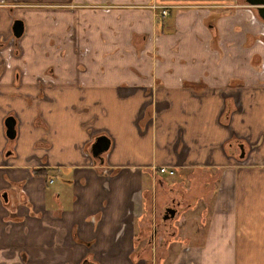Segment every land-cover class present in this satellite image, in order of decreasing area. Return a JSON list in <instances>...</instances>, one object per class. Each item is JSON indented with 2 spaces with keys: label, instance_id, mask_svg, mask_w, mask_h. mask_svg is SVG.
Here are the masks:
<instances>
[{
  "label": "crops",
  "instance_id": "0c3cea01",
  "mask_svg": "<svg viewBox=\"0 0 264 264\" xmlns=\"http://www.w3.org/2000/svg\"><path fill=\"white\" fill-rule=\"evenodd\" d=\"M262 34L244 0H0V264H145L148 203L203 236L177 259L264 264Z\"/></svg>",
  "mask_w": 264,
  "mask_h": 264
},
{
  "label": "rangeland",
  "instance_id": "374dc122",
  "mask_svg": "<svg viewBox=\"0 0 264 264\" xmlns=\"http://www.w3.org/2000/svg\"><path fill=\"white\" fill-rule=\"evenodd\" d=\"M251 8H253L252 10L255 12L254 7L250 6V9ZM67 38V35L64 37V34H62L60 36L53 37L52 41L60 40V44H63L67 42ZM259 38L264 41V34L259 36ZM55 45L58 46L56 41ZM238 139L243 142L241 143L239 141L242 146L243 144L246 145V148L247 146H250L244 137H238ZM85 149L88 150V147L85 146ZM238 150L239 148L235 146V155L239 154ZM102 157V161H104V153H102ZM97 161L98 158H95V162ZM146 208H143L142 212H145L144 214H147L148 212L150 218L148 217V222H143L144 225L146 224L145 227L140 226V221H137L136 228L137 231H140V236H133L134 250L131 255H133V257H137V255L143 256L145 264H191V260L189 259L188 261L186 256L182 260H179L177 259L176 254L184 245H189L192 248L196 244L201 243L203 236H168L172 226L169 224L170 217H166L164 219L161 218L164 208L162 210H158V212L154 214L153 224L150 223L151 207L149 203L146 205ZM143 217L146 218L145 216ZM151 225L154 230L151 228ZM177 227L179 228V225H177ZM142 253H144V255ZM215 253L217 254V251ZM219 259L220 256H214L212 263H208L205 259L203 262L202 260L198 261V264H217L216 261ZM220 264H224V259L221 260Z\"/></svg>",
  "mask_w": 264,
  "mask_h": 264
},
{
  "label": "water",
  "instance_id": "95a60500",
  "mask_svg": "<svg viewBox=\"0 0 264 264\" xmlns=\"http://www.w3.org/2000/svg\"><path fill=\"white\" fill-rule=\"evenodd\" d=\"M249 5H253L257 15L264 20V0H244ZM11 32L13 36H19L23 30V23L21 19L14 18L11 22ZM3 124L5 126V134L7 137L12 138L15 134V119L12 115H6L3 118ZM109 146V138L106 134H98L94 136L93 140L89 145V152L91 156L98 158L99 162H102L101 153L106 151ZM239 147V156L243 154V146L241 143L238 144ZM3 199L5 198V192L1 193ZM174 213V208L171 206H166L164 208V213L162 218L172 216Z\"/></svg>",
  "mask_w": 264,
  "mask_h": 264
},
{
  "label": "built area",
  "instance_id": "2783aa9c",
  "mask_svg": "<svg viewBox=\"0 0 264 264\" xmlns=\"http://www.w3.org/2000/svg\"><path fill=\"white\" fill-rule=\"evenodd\" d=\"M167 6H163L159 10V14L163 15L166 13ZM156 169L159 172H166L168 174H171L173 172V169L167 165H156V166H151V170Z\"/></svg>",
  "mask_w": 264,
  "mask_h": 264
},
{
  "label": "flooded vegetation",
  "instance_id": "af4514ba",
  "mask_svg": "<svg viewBox=\"0 0 264 264\" xmlns=\"http://www.w3.org/2000/svg\"><path fill=\"white\" fill-rule=\"evenodd\" d=\"M245 3H246V2H245ZM246 4H247L248 6H251V7L253 6V5H249L248 3H246ZM163 6H167V9H166V13H167V12H168V7H169V5H167V4H166V5H161L160 8L163 7ZM253 7H254V6H253ZM160 8H159V10H160ZM252 9H253V8H251V10H252ZM159 10H158V14H157V16H163V15L166 14V13H165V14H163V15H160V14H159ZM254 10H255V8H254ZM252 11H253V10H252ZM253 13H254L257 17H259V16L257 15L256 11H255V12L253 11ZM259 18H260V17H259ZM260 19H261V18H260ZM261 20L264 21L263 19H261ZM12 36H13V35H12ZM14 37H16V36H14ZM17 37H18V36H17ZM6 114H7V115H12V116H13L12 113H6ZM5 116H6V115H5ZM5 116H4V117H5ZM151 116H152V114H151ZM13 117H14V116H13ZM14 119H15V117H14ZM15 121H16V120H15ZM14 128H15V124H14ZM15 133H16V132H15ZM101 134H103V133H101ZM14 136H15V134H14ZM14 136H13V137H14ZM6 137H7V136H6ZM13 137H12V138L7 137V138H9L10 140H12ZM107 149H108V148H107ZM102 153H104V156H105L106 151H104V152H102ZM102 153H101V155H102ZM95 158H96V157H95ZM163 213H164V210H163ZM163 213H162V215H163ZM88 262H89V261H87L86 259H83V261L81 262V264H85V263L88 264Z\"/></svg>",
  "mask_w": 264,
  "mask_h": 264
},
{
  "label": "trees",
  "instance_id": "16d2710c",
  "mask_svg": "<svg viewBox=\"0 0 264 264\" xmlns=\"http://www.w3.org/2000/svg\"><path fill=\"white\" fill-rule=\"evenodd\" d=\"M94 159V161H95V158H93ZM33 172L34 171H36V170H38V169H31ZM132 256V258H136V257H133V255H131Z\"/></svg>",
  "mask_w": 264,
  "mask_h": 264
}]
</instances>
